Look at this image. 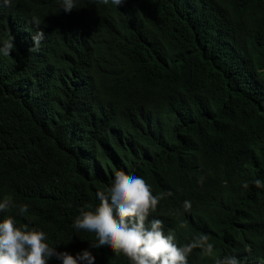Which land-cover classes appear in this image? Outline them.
I'll return each instance as SVG.
<instances>
[{
	"label": "trees",
	"instance_id": "trees-1",
	"mask_svg": "<svg viewBox=\"0 0 264 264\" xmlns=\"http://www.w3.org/2000/svg\"><path fill=\"white\" fill-rule=\"evenodd\" d=\"M12 37L0 55V201L29 208L0 219L76 255L96 237L75 218L123 170L162 196L149 221L178 246L206 234L215 256L264 264V188L251 183H264V0H77L71 13L61 0H0V40ZM90 250L95 264H131ZM188 264L215 259L196 248Z\"/></svg>",
	"mask_w": 264,
	"mask_h": 264
},
{
	"label": "clouds",
	"instance_id": "clouds-1",
	"mask_svg": "<svg viewBox=\"0 0 264 264\" xmlns=\"http://www.w3.org/2000/svg\"><path fill=\"white\" fill-rule=\"evenodd\" d=\"M16 0H2L5 7H12ZM120 7L127 0H92L93 4ZM62 10L71 13L77 8V0H61ZM30 23L37 29L33 33L34 46L29 50H40L44 40L41 21L32 17ZM15 48L14 37L0 40V55L7 57ZM199 183L203 184L204 177ZM251 183L256 188H264L261 179L254 178ZM242 187L247 189L248 182ZM168 195H172L171 192ZM162 196L153 195L151 186L140 176L114 170L111 185L106 190H97L96 199L99 203L92 210L91 205L80 209L73 222V228L95 234V241L76 255L68 251H59L57 247L46 242V234L42 230L29 229L28 225L17 226L12 216L0 219V264H48L55 258L59 264H95L96 257L91 248L107 247L116 256L123 254L131 264H188V257L193 249L199 248L203 255L215 259V264H240L235 256L220 258L215 256L214 245L206 234H201L191 243L178 246L175 243V233L164 232L163 221H149ZM184 211L190 212L192 204L184 201ZM17 209L19 215L26 216L29 206L16 205L11 197L0 201V212Z\"/></svg>",
	"mask_w": 264,
	"mask_h": 264
}]
</instances>
